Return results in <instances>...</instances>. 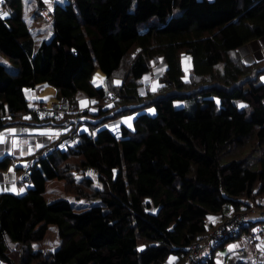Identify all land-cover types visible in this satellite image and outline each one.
<instances>
[{
	"label": "trees",
	"instance_id": "obj_1",
	"mask_svg": "<svg viewBox=\"0 0 264 264\" xmlns=\"http://www.w3.org/2000/svg\"><path fill=\"white\" fill-rule=\"evenodd\" d=\"M36 4L30 17L41 18ZM21 6L0 4L8 13L0 18V54L13 66L0 62V129L68 127L24 163L0 156V177L15 174L30 184L18 194L0 191V264H182L190 242L210 230L209 215L264 209V58L245 65L237 50L264 35V0L54 2L51 35L35 48ZM158 56L164 68L157 85L137 94ZM95 70L100 85L91 81ZM44 83L53 99L29 100L24 89ZM60 98L69 107L61 117L35 113ZM136 101L154 112L132 113ZM90 107L97 120H82ZM123 116L127 122L117 119ZM107 119L114 122L104 125ZM172 120L182 129L190 120L196 144L169 133ZM49 179L59 181L60 192L46 199ZM78 198L88 206L74 211ZM263 221L248 218L197 253L206 264H223L212 253L220 247L226 262L251 264L248 233ZM48 223L57 245L35 247Z\"/></svg>",
	"mask_w": 264,
	"mask_h": 264
},
{
	"label": "rangeland",
	"instance_id": "obj_2",
	"mask_svg": "<svg viewBox=\"0 0 264 264\" xmlns=\"http://www.w3.org/2000/svg\"><path fill=\"white\" fill-rule=\"evenodd\" d=\"M32 7L30 8L27 1L22 0V6H21V16L23 18V20L26 22V25L30 31V35L32 37L33 43H32V48H35L38 45V42L41 39H47L50 35H51V21L50 20H45L43 18H39L37 20L30 18V13ZM50 32V35H48V33ZM262 47L264 45V43H261ZM244 50V49H243ZM239 53V51H238ZM240 55V54H239ZM241 57V56H240ZM264 58V56L262 57ZM242 59V58H241ZM254 61H258V60H252L251 62H244L242 60V62L247 65L250 64ZM0 62L3 63L8 69H11V64L10 62L3 56L0 54ZM181 66L185 67L186 63L184 60L181 61ZM10 67V68H9ZM164 68V64H163V58L162 56H158L156 61H154L153 63H150L149 66V73L144 72L141 76V84L137 87V94L139 95H143L144 94V87H149V88H153L154 86L157 85V83L155 82V76H157V74ZM101 78H102V74L98 71L95 70L92 74L91 77V81L94 85H100L102 84L101 82ZM116 82H119L118 78L114 79ZM158 85H161L160 83H158ZM42 89L41 90H37L36 94L38 95V97L42 98L43 101L45 102H49L51 99H53V88L50 85L47 84H43L41 85ZM27 95V98L29 100H31V97L29 95L30 93V88H25L24 89ZM82 93L80 91L77 92V94ZM111 93V92H109ZM86 102H84L83 104H85ZM112 102L111 101H106L105 102V106H111ZM133 104H135L137 107H135L132 111V113H137L138 111H143L146 112L148 114H152L154 112L152 105L149 104H142L139 105V101L134 102ZM139 105V106H138ZM94 108V107H92ZM91 110V109H89ZM95 112V108L93 109V111L91 113H85L82 118V120L86 117L90 120H97V116L94 114ZM110 112H108L107 114H109ZM92 115V116H91ZM93 118V119H92ZM117 119H121L124 122L128 121V116H123L121 118ZM112 121V123L114 122V119H107L105 122L107 121ZM192 121V120H191ZM59 125H53V124H47L51 127L54 128V134H53V138H55L60 132L66 131L68 125L66 124V122L62 121V122H58ZM189 123V125H188ZM184 127L186 128H179L180 126V122H174V120H172V122L167 124V131L169 133H171L174 137H181V139H186L188 141H191L193 144H196L197 142V137H195L194 135H192L191 132V122L190 120L187 121L186 123H184ZM85 125L80 124L79 128H84ZM183 133H180V131ZM184 135H186V137H184ZM197 138V139H196ZM244 140L243 139L241 141L242 146L244 145ZM50 141V140H49ZM48 141V142H49ZM47 142V141H46ZM232 144H230L229 147H231ZM198 146H199V142H198ZM243 153V152H242ZM22 161V158H17V162ZM11 164L8 167V170H10ZM88 175L94 180L95 179V173H93V171H89ZM0 180H4L3 183L6 184L7 182H9L10 186H14V188H11V191L15 194L19 193L20 187L22 185H30L28 181H23V183H19L18 182V177H14L11 180L6 179V174H2L0 177ZM59 181L56 179H49L46 181L45 184V188L43 191V195L45 196L46 199H49V197H54L56 195H58V191L60 190V183H58ZM79 185V184H78ZM1 188H3L2 186H0ZM85 187V186H84ZM85 188H88V186H86ZM60 192V191H59ZM87 199H83V198H78L76 200L73 201V205L72 208L74 211H80L82 209H84L85 207L88 206V203L85 201ZM95 200H92L91 202H93ZM262 211H264V209H260ZM248 218L250 219H254L252 215L248 214ZM264 223V221L262 222ZM240 237L238 238H234L232 243L234 245H237L239 243ZM57 235H56V230H55V226L52 223H48L44 236L39 239V240H35L32 242V244L35 247H41V248H49V249H53L56 245H57ZM264 242H262L263 244ZM251 248V245L248 243L246 245V249L248 251L245 252V255H249V250ZM213 257L216 258L217 260H219L220 262H223V264H230L227 261V259H225V257L227 256V251L224 248H220V247H215L213 250ZM252 258L250 259L251 264H253V262H258V261H263L264 262V245L262 247H258L255 248L252 253H251ZM225 259V260H224ZM168 263H170L172 261V258H168ZM170 261V262H169ZM255 264V263H254Z\"/></svg>",
	"mask_w": 264,
	"mask_h": 264
},
{
	"label": "crops",
	"instance_id": "obj_3",
	"mask_svg": "<svg viewBox=\"0 0 264 264\" xmlns=\"http://www.w3.org/2000/svg\"><path fill=\"white\" fill-rule=\"evenodd\" d=\"M27 1L29 7L33 10L34 6H37L36 1L37 0H24ZM64 0H39V10L43 8H51L52 4L54 2H63ZM32 18V17H30ZM35 20L39 18H33ZM50 35V32L48 33ZM264 43V35L248 41L247 43H244L240 45L237 50L239 51V54L244 62H251L252 60H261L264 56V45L262 47V44ZM244 49V50H243ZM43 84H36L33 88H31L29 91V95L31 97V100H38L42 101L43 103H47L42 100V98L38 97L36 94L37 90H41ZM26 93V92H25ZM83 98V97H79ZM51 101V100H50ZM88 111L91 113L93 111V108ZM93 119V118H92ZM112 123V121H107L104 123V125H108ZM54 128L49 125H11L7 127H3L0 129V139H2L3 142H0V156L3 153L12 154L15 156V159L22 158V163H24L23 157H25L28 154H31L34 150H36L39 147H42L43 145L47 144L49 140L53 137ZM47 141V142H46ZM19 163V162H17ZM8 176V175H7ZM16 177L15 174L12 175V178H6L8 180L13 179ZM4 181V180H3ZM2 180H0V191L3 190H10L11 188H14V186H10L9 182L6 184L3 183ZM22 186L20 187L21 190ZM19 190V192H20ZM260 218L264 217V213L259 215ZM259 216L257 218H259ZM218 214H212L208 217V226L211 228L219 219ZM255 218V217H254ZM264 245L260 244L259 246H254V248H250L249 255H246V258H252L251 253L255 248L262 247ZM246 251H248L246 249Z\"/></svg>",
	"mask_w": 264,
	"mask_h": 264
},
{
	"label": "built area",
	"instance_id": "obj_4",
	"mask_svg": "<svg viewBox=\"0 0 264 264\" xmlns=\"http://www.w3.org/2000/svg\"><path fill=\"white\" fill-rule=\"evenodd\" d=\"M0 13H3L1 7ZM37 13L45 20L51 19L49 8L38 9ZM34 110L40 117L59 118L64 112L69 111V107L65 99L60 98L59 100L52 101L48 104L37 105ZM24 177V175L19 176L20 179ZM247 213L252 215L253 218H257L260 214L264 213V211L257 209ZM246 219H248V215L244 212H236L232 210L224 212L217 223L210 228L208 232L202 235V239H196L190 242L188 246L190 249L189 254L182 264H206V256L197 253L202 242H205L204 245L206 244L209 246L222 242L225 236L235 233L239 225ZM247 241L254 246H259L264 242V225L262 223L256 222L250 228ZM243 254V249L241 247L238 248V255L242 256Z\"/></svg>",
	"mask_w": 264,
	"mask_h": 264
},
{
	"label": "snow or ice",
	"instance_id": "obj_5",
	"mask_svg": "<svg viewBox=\"0 0 264 264\" xmlns=\"http://www.w3.org/2000/svg\"><path fill=\"white\" fill-rule=\"evenodd\" d=\"M4 2V0H0V4H2ZM47 2V0H46ZM8 13L7 12H3V13H0V18H3L4 16H7ZM244 105H241V107H243ZM0 142H3L2 139H0ZM231 247H234V246H230V249Z\"/></svg>",
	"mask_w": 264,
	"mask_h": 264
}]
</instances>
